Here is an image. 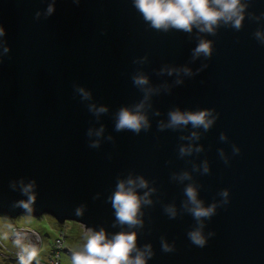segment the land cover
<instances>
[{
  "label": "water",
  "instance_id": "1",
  "mask_svg": "<svg viewBox=\"0 0 264 264\" xmlns=\"http://www.w3.org/2000/svg\"><path fill=\"white\" fill-rule=\"evenodd\" d=\"M241 3L239 29L220 21L208 33L155 29L133 0H0V218L48 215L109 237L135 231L137 248L151 245L146 264H264V0ZM201 41L209 56L196 54ZM141 103L148 129L117 131L118 112ZM205 109L216 117L207 130L160 127L172 111ZM138 177L147 187L135 191L151 203L129 228L111 198ZM30 183L29 213L20 202ZM188 186L204 207L216 204L214 215L197 221ZM197 228L203 247L188 236Z\"/></svg>",
  "mask_w": 264,
  "mask_h": 264
},
{
  "label": "clouds",
  "instance_id": "2",
  "mask_svg": "<svg viewBox=\"0 0 264 264\" xmlns=\"http://www.w3.org/2000/svg\"><path fill=\"white\" fill-rule=\"evenodd\" d=\"M135 8L142 14L144 20L150 23V26L155 29H162L167 31L170 27L191 32L195 26L201 32L213 33L215 27L220 21L224 23L231 22L234 28L239 29L243 20L244 5L241 0H133ZM53 7H48V14L53 12ZM4 28L0 26V37L4 36ZM257 38L264 42V33L257 32ZM211 42L201 41L195 49L196 54L203 53L205 56L211 54ZM8 51L7 48L4 49ZM185 69V72H188ZM134 83L143 87L148 83L147 77L138 75L133 78ZM82 97L88 99L90 93L83 88L78 90ZM143 103L137 105L134 109L122 108L117 114L115 128L117 131L129 130L139 133L142 129L147 130L149 121L143 113ZM90 110L95 111L97 114L106 112V107L96 108L90 105ZM212 110H201L199 112L182 113L179 110L169 113L168 125L161 124L160 127H176L186 125L189 122L193 127H203L205 130L209 129L215 120ZM103 133V127L96 130L95 135L99 137ZM92 130H89L88 135L91 136ZM195 136V133L193 134ZM221 139L226 137L221 134ZM99 141H93L91 147H98ZM181 153L190 152L191 148H181ZM199 151V149H197ZM234 153H239V148H233ZM223 156V152H221ZM227 162V161H225ZM208 171L207 163L204 164V172ZM187 178V174L181 179ZM33 184H28L23 188L24 193L29 194L27 202L21 201V206L31 212V205L35 196L31 194ZM147 187V182L143 178L136 180L128 179L127 181H120L117 184L116 191L112 195V205L115 209L116 219L121 225H128L129 228L133 226H141L142 220L140 216V208L142 204L151 203L147 199L148 193L144 196H138L135 189ZM186 195L192 204L189 209L192 215L200 221L201 218H210L215 213L216 204L204 207L203 203L197 199V193L194 187L188 186L185 189ZM220 195L227 203L229 195L227 190H223ZM170 217H175L176 210L174 207L169 206L165 209ZM81 214V209H77V215ZM212 235V233H209ZM191 242L197 246L203 247L207 239L203 235L200 228L188 233ZM84 243L78 250L73 251L71 254V264H146L147 260L153 255L151 245H145L143 250L137 248L136 245V232H119L111 237L107 236L105 231L101 229L94 232L88 229L84 233ZM14 244L19 248L18 260L19 264H32L37 260L39 254L38 248L32 244H25L22 242L20 234L14 240ZM162 248L164 251H171L172 248L169 244L162 240ZM60 252V251H59ZM135 253V255H131ZM37 264L39 262L37 261Z\"/></svg>",
  "mask_w": 264,
  "mask_h": 264
},
{
  "label": "rangeland",
  "instance_id": "3",
  "mask_svg": "<svg viewBox=\"0 0 264 264\" xmlns=\"http://www.w3.org/2000/svg\"><path fill=\"white\" fill-rule=\"evenodd\" d=\"M85 231L82 225L71 221L60 224L48 215L36 218L27 215L15 219L0 218V264H19L20 250L14 244L17 233L24 235L22 242L25 244H30L32 235L38 238L35 245L39 254L32 264H37V261L39 264H52L49 257L59 249L60 264H71V256L67 252L76 251L82 246ZM59 237L63 240L60 246L55 242Z\"/></svg>",
  "mask_w": 264,
  "mask_h": 264
},
{
  "label": "built area",
  "instance_id": "4",
  "mask_svg": "<svg viewBox=\"0 0 264 264\" xmlns=\"http://www.w3.org/2000/svg\"><path fill=\"white\" fill-rule=\"evenodd\" d=\"M18 234V233H17ZM21 238L23 239L24 235L22 233H19ZM17 238V235L15 237V239ZM34 244H32L30 242V244L32 245H35L37 242L33 241ZM56 243L59 244V246L61 245L62 241L61 240H56ZM36 246V245H35ZM60 250V249H59ZM58 250V251H59ZM58 251H54V255L53 256H50L49 259H50V263L52 264H60L59 263V252Z\"/></svg>",
  "mask_w": 264,
  "mask_h": 264
},
{
  "label": "bare ground",
  "instance_id": "5",
  "mask_svg": "<svg viewBox=\"0 0 264 264\" xmlns=\"http://www.w3.org/2000/svg\"><path fill=\"white\" fill-rule=\"evenodd\" d=\"M32 238H33V239H31V240H32V241H31L32 244H34L33 241L37 242V239H38L37 236L32 235ZM14 256H15V255H14Z\"/></svg>",
  "mask_w": 264,
  "mask_h": 264
},
{
  "label": "trees",
  "instance_id": "6",
  "mask_svg": "<svg viewBox=\"0 0 264 264\" xmlns=\"http://www.w3.org/2000/svg\"><path fill=\"white\" fill-rule=\"evenodd\" d=\"M56 240H61L62 242H63V240H62V238L61 237H59V239H56ZM56 240H55V242H56ZM60 259V258H59ZM59 263H60V261H59Z\"/></svg>",
  "mask_w": 264,
  "mask_h": 264
}]
</instances>
